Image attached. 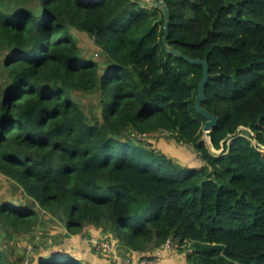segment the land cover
I'll list each match as a JSON object with an SVG mask.
<instances>
[{
    "label": "trees",
    "instance_id": "16d2710c",
    "mask_svg": "<svg viewBox=\"0 0 264 264\" xmlns=\"http://www.w3.org/2000/svg\"><path fill=\"white\" fill-rule=\"evenodd\" d=\"M165 2L169 44L210 63L203 106L219 117V153L195 107L203 64L167 51L155 0H0V178L19 190L0 203L10 237L57 220L70 234L104 225L126 250L173 236L193 264H264V0ZM74 28L94 37L105 65ZM75 92L99 93L102 117ZM161 132L202 165L138 137ZM34 256L94 264L57 246ZM0 264H20L1 240Z\"/></svg>",
    "mask_w": 264,
    "mask_h": 264
},
{
    "label": "rangeland",
    "instance_id": "374dc122",
    "mask_svg": "<svg viewBox=\"0 0 264 264\" xmlns=\"http://www.w3.org/2000/svg\"><path fill=\"white\" fill-rule=\"evenodd\" d=\"M73 32L76 34L78 38L79 46L84 49L83 52L86 55H91L94 58H97L100 61V63L105 65V58L100 57L101 51L100 49H98L97 45L95 44L94 37L90 36L87 32H83L76 28L73 29ZM4 55H5V51L4 50L0 51V87L4 86L8 81L7 68L3 64ZM74 97L85 109V111L88 113V115L92 120L95 117H99V118L102 117L101 116L102 106L100 103L101 97L99 93L85 94L82 92H75ZM248 130L251 131L250 128L241 126L240 133L248 136V132H247ZM159 136L160 137L155 135L151 137L149 140L154 141V145L157 147L158 145L161 146L159 140L164 141L163 150L166 153L175 156L176 158H178V160L184 162V164L191 166L202 165L200 157L193 146L191 145L187 146L186 144L177 142L172 137L169 138L166 132H161ZM203 138L206 140L208 145L211 146L210 139L206 135V132L204 133ZM141 141L145 143L148 141V139ZM231 141L232 138L229 139V142ZM253 142L256 143V140L253 139ZM167 144L169 145L173 144L172 148H170ZM222 150L223 148L218 150L212 148V151L215 153H219ZM259 150L262 153H264V146H260ZM0 181L2 184L0 185V193L5 192L6 194L4 193V195H7L9 197H13L14 195L18 194L19 190H13L10 185L4 187L5 184H8V178L6 176L2 175ZM4 197L5 196H0V203L1 201L4 200L3 199ZM48 226H51L49 230H48ZM91 227L93 226L88 227L87 229L83 230V232L70 234L66 232V228L64 224H61L60 221L48 220V222L45 221V223L36 226L30 231H21L15 234L14 232H12L13 237H10L7 234V232H4L2 229H0V240L3 246L11 254L12 258L18 260V263L20 264H36L34 255L41 251V247L49 248L54 244L57 247H62L63 249L75 253V255H77L80 258H84L85 260L92 261L94 259L93 257L97 256L98 258H107V259L112 258L113 260L109 262L111 264H126L123 261L124 257H126L128 254L131 253H129V251H126L125 247L121 243L118 244V248L116 251L117 253L113 252L114 250L106 251V252H104L102 249L98 250L93 242V237L95 234L99 235L100 233H97L95 230L92 231L90 229ZM50 240H52V242ZM185 247L186 246L182 248L179 247L176 249L172 248L173 250H177L179 252L178 259L182 261L183 259L185 260L186 258L187 249ZM143 252H147V250ZM148 252H151V250L149 249ZM135 253L141 255L139 251H136ZM118 256L122 257L121 260L118 258ZM161 257L162 255H160V258ZM98 262L99 259H97V263ZM174 262L175 264H180L177 258ZM161 264H163V262H161ZM187 264H193V263L187 260Z\"/></svg>",
    "mask_w": 264,
    "mask_h": 264
},
{
    "label": "water",
    "instance_id": "95a60500",
    "mask_svg": "<svg viewBox=\"0 0 264 264\" xmlns=\"http://www.w3.org/2000/svg\"><path fill=\"white\" fill-rule=\"evenodd\" d=\"M157 7L163 10L165 15V21H164V35H163V43L167 51L179 55L181 57H184L191 63H197V64H203V76L202 79L199 82L198 87V94L195 101V107L198 112L202 113V115L206 118V122L204 124V131L206 132V135L209 137L211 142V147L214 148L212 141H211V131L212 129L218 124L219 117L214 112L210 111L206 107L203 106V100L206 98V84L212 75L210 72V63L207 58H201V57H191L179 49L175 48L173 45H170L168 42V36H169V23H170V11L168 8L167 3L165 0H155ZM241 127L238 128L237 132L240 133Z\"/></svg>",
    "mask_w": 264,
    "mask_h": 264
},
{
    "label": "built area",
    "instance_id": "2783aa9c",
    "mask_svg": "<svg viewBox=\"0 0 264 264\" xmlns=\"http://www.w3.org/2000/svg\"><path fill=\"white\" fill-rule=\"evenodd\" d=\"M138 137L141 140L150 139L140 134ZM93 242L98 250L102 249L104 252L113 250V252H116L118 244L120 243L115 237H101L97 235H94ZM178 242V238L170 236L166 241L162 243L161 246L157 247L154 252L143 253L141 255H134L132 250L127 249L126 251H129V253L131 254H128L126 257H124L123 261L126 264H158L160 255H162L163 251L172 248L176 249L178 247Z\"/></svg>",
    "mask_w": 264,
    "mask_h": 264
},
{
    "label": "crops",
    "instance_id": "0c3cea01",
    "mask_svg": "<svg viewBox=\"0 0 264 264\" xmlns=\"http://www.w3.org/2000/svg\"><path fill=\"white\" fill-rule=\"evenodd\" d=\"M158 139V138H157ZM160 141V145L162 146H159L158 145V148H160V149H162L163 150V143H164V141H162V140H159ZM170 148H172V146H173V144H171V145H169V144H167ZM171 155V154H170ZM200 160H201V158H200ZM201 164H202V160H201ZM5 197H6V195H5ZM22 198L24 199V201H27L28 199H27V197H26V195H25V193L22 191ZM16 203H20V200H14ZM92 231L93 230H95L97 233H100L99 235H97V236H103V237H108V236H113V234H112V231H110L106 226H104V225H102V226H97V227H95V226H93V227H91L90 228ZM96 235V234H95ZM51 242H52V240H50ZM51 247H56V245L54 244V245H52ZM126 250V249H125ZM132 250V249H131ZM133 251V254L134 255H139V254H136L135 252L136 251H134V250H132ZM155 250H151V252H154ZM117 253V252H116ZM115 253V254H116ZM141 254H143V253H148V251L147 252H143V251H141L140 252ZM115 254H114V256H115ZM179 252L177 251V250H173V249H166L165 251H164V253L162 254V257L159 259V261H158V264H161V262H163V264H164V262H165V264H175V260H176V258H177V260L179 261V263L180 264H187V259L185 258V260L183 259V261L182 260H180V259H178V257H179ZM126 255V254H125ZM121 256V255H120ZM94 259L91 261L92 263H94V264H96L97 263V259H99V262L97 263V264H111V263H109L110 261H112L113 259L112 258H98L97 256H94L93 257ZM118 258L121 260V258L122 257H119L118 256ZM161 260V261H160Z\"/></svg>",
    "mask_w": 264,
    "mask_h": 264
}]
</instances>
